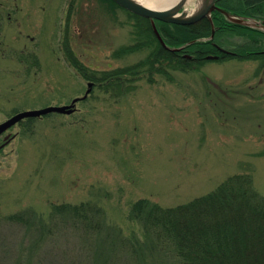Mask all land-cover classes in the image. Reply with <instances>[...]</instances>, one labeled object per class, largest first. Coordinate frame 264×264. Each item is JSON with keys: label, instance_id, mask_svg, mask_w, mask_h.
I'll return each instance as SVG.
<instances>
[{"label": "rangeland", "instance_id": "rangeland-1", "mask_svg": "<svg viewBox=\"0 0 264 264\" xmlns=\"http://www.w3.org/2000/svg\"><path fill=\"white\" fill-rule=\"evenodd\" d=\"M104 1L0 0V122L80 99L72 113L10 130L0 151V264H178L131 216L137 199L175 206L246 172L264 195V60L209 59L152 81L142 71L122 92L103 89L67 59L66 32L91 76L152 52L123 51L137 41L136 19ZM232 38L229 48L243 39ZM82 202L103 209L100 231L54 224L55 205ZM15 213L28 220H6Z\"/></svg>", "mask_w": 264, "mask_h": 264}, {"label": "trees", "instance_id": "trees-1", "mask_svg": "<svg viewBox=\"0 0 264 264\" xmlns=\"http://www.w3.org/2000/svg\"><path fill=\"white\" fill-rule=\"evenodd\" d=\"M105 1L111 7H121L114 0ZM217 2L235 15L264 21V0ZM126 11L136 19L137 41L123 51L151 46L152 52L145 62L91 76L72 49L67 37L69 33L66 32L63 40L62 48L70 63L84 78L100 82L103 89L112 87L122 92L124 81L131 77L135 79L142 71L149 75L150 81L154 74L172 79L171 70H190L195 62L209 60L208 55L264 60V29L231 22L220 11L212 13L216 33L211 39L212 24L208 17L186 25L157 20L155 23L167 47L160 43L150 19ZM231 36L243 39L229 48L224 40L233 39ZM178 47L183 48L171 49ZM220 47L230 52L222 53ZM253 182L249 172L235 174L213 191L175 206L165 207L148 198L137 199L130 213L143 223L160 249L177 257L178 264H264V195L256 190ZM54 209L56 214L52 217L56 225L73 221L87 236L102 228L104 211L91 202L63 203L55 205ZM6 220L26 222L28 219L23 213H15L8 215Z\"/></svg>", "mask_w": 264, "mask_h": 264}, {"label": "water", "instance_id": "water-1", "mask_svg": "<svg viewBox=\"0 0 264 264\" xmlns=\"http://www.w3.org/2000/svg\"><path fill=\"white\" fill-rule=\"evenodd\" d=\"M118 5L121 7L125 8L126 10L135 13L139 16L148 18L151 20L150 23H152L153 30L160 40V43H162L163 46L167 47V44L163 40L158 28L157 24L155 23L157 20L168 22V23H176V24H192L197 22L198 20H201L204 17H208L211 21L212 24V33H211V38L215 36L216 28L214 21L212 20V13L214 11H220L222 12L229 21L241 24V25H246L254 28H261L264 29V21L260 22L257 21L253 18H247L244 16L240 15H235L226 9H223L222 7L220 8L216 4V0H203L202 2V7L200 10H198L196 13L190 14L186 8L185 5L187 4L185 0L181 3H177L174 6H168L166 8H152L144 5L143 3L137 2V0H114ZM183 47H178V48H171L172 50H180ZM222 50V48H221ZM223 51H225L223 49ZM190 56V55H188ZM208 59H216L218 58L217 55H209L207 56ZM90 87L92 86V83L89 84ZM79 100V98H75L73 103L71 105H64V106H48L44 107L41 109H35V110H26L22 111L13 117L10 118V120H7L6 122H3L0 124V129H5L18 121L22 120L23 118L26 117H36V116H41L43 114H48L52 112H59V113H72L75 110V103Z\"/></svg>", "mask_w": 264, "mask_h": 264}, {"label": "bare ground", "instance_id": "bare-ground-1", "mask_svg": "<svg viewBox=\"0 0 264 264\" xmlns=\"http://www.w3.org/2000/svg\"><path fill=\"white\" fill-rule=\"evenodd\" d=\"M143 3L144 5L152 8H166L168 6H174L177 3L183 2V0H137V2ZM186 3L193 2L195 0H185ZM195 7L189 11L190 14L196 13L198 10L202 7L203 0H197L195 1Z\"/></svg>", "mask_w": 264, "mask_h": 264}, {"label": "flooded vegetation", "instance_id": "flooded-vegetation-1", "mask_svg": "<svg viewBox=\"0 0 264 264\" xmlns=\"http://www.w3.org/2000/svg\"><path fill=\"white\" fill-rule=\"evenodd\" d=\"M216 4L220 7V4L216 1ZM222 7V6H221ZM220 7V8H221ZM223 8V7H222ZM217 11V10H216ZM216 33V32H215ZM222 48V47H221ZM221 48H220V51L222 52V53H228L229 52V50H227L226 48H222V50H221ZM223 49L225 50V51H223ZM219 56V58L221 57V55H218ZM23 111H26V110H23ZM20 112H22V111H20ZM20 112H18V113H20ZM18 113H16V114H18ZM15 114V115H16ZM14 116V115H13ZM13 116H11V117H13ZM10 117V118H11ZM7 120H10L9 118L7 119ZM6 120V121H7ZM24 120V119H23ZM6 121H4V122H6ZM21 121V120H20ZM20 121H18L17 123H15V124H13V125H11V126H9V127H7V128H5V129H0V141H1V138L3 139L2 140V142H0V151L3 149V147L7 144V143H9V142H11V140H12V138L14 137V135H12L10 132V130L16 125V124H18V123H20ZM3 122H0V124H2Z\"/></svg>", "mask_w": 264, "mask_h": 264}]
</instances>
